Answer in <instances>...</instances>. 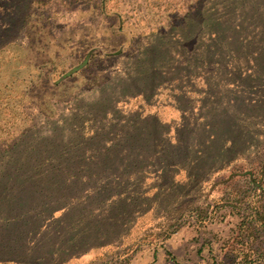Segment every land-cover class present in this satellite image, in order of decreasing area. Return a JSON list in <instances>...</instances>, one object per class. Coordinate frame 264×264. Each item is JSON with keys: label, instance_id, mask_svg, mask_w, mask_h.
Masks as SVG:
<instances>
[{"label": "trees", "instance_id": "1", "mask_svg": "<svg viewBox=\"0 0 264 264\" xmlns=\"http://www.w3.org/2000/svg\"><path fill=\"white\" fill-rule=\"evenodd\" d=\"M44 1L0 0V53L17 45L14 38L23 33L33 4ZM224 11L226 18L212 11L198 22L199 12L186 11L182 21L165 26L170 34L159 29L149 45L126 54L119 71L97 79L90 88L94 97L74 98L66 114L41 127L0 130V264H63L110 252L118 240L124 250L131 239L124 240L139 234L137 223L152 217L151 208L137 207L138 200L150 202L140 192L150 189L146 180L158 181V191H172L181 171L195 184L229 162L233 136L250 133L241 107L253 103L264 114V98L251 102L233 89L218 98L214 90L223 79L216 77L231 70L232 81L246 83L244 92L259 82L264 0H231ZM250 25L259 30L256 35L248 33ZM252 46L257 49L251 55ZM250 58L259 67L256 76L244 73ZM198 81L205 84L201 92L194 87ZM166 90L179 112L174 126L158 110L142 115L118 107L139 96L153 103ZM192 92L199 98L190 100ZM3 93L0 85V114L14 119L6 113ZM238 107L240 112L233 110ZM219 109L222 118H216ZM0 121L9 124L1 116ZM260 170L258 185L250 181L257 189L264 184V163ZM253 216L247 224L255 235L249 250L262 254L264 207Z\"/></svg>", "mask_w": 264, "mask_h": 264}, {"label": "rangeland", "instance_id": "2", "mask_svg": "<svg viewBox=\"0 0 264 264\" xmlns=\"http://www.w3.org/2000/svg\"><path fill=\"white\" fill-rule=\"evenodd\" d=\"M227 6H231V0L34 3L23 33L14 38L18 46L0 53V85L4 91L1 97L6 103V113L14 114V119H10L1 112L0 116L9 124L4 126L0 121V130L16 132L20 126L41 127L46 119L66 114L74 98L94 97L91 89L95 81L104 73L119 71L126 54L149 45L159 29L170 34L171 28L165 29V26L180 22L186 11L199 12L197 22L200 15L212 11L226 18ZM258 31L254 25L248 29L250 35ZM255 47L250 48L251 55ZM116 51L120 53L106 57ZM259 56L262 58L264 53ZM246 65L244 73L256 76L259 67L255 60L250 58ZM230 73L228 70V76L216 77L223 79L217 80L214 90L218 98L229 95L226 89L235 90L237 97L244 94L251 102L264 98V69L258 71L259 82H251L246 92L243 91L246 83H235ZM194 87L201 92L205 84L198 81ZM199 92L188 94L190 100L198 99ZM157 98L153 103H146L140 96L131 97L118 107L124 113L142 115L158 110L164 118L172 120L173 126L177 124L179 112L169 91H163ZM248 104L241 107L244 112L239 107L233 109L242 113L244 129L250 133L233 136L229 162L195 184L187 182L181 171L175 177L178 185L172 191H158V181L146 180L150 189L140 192L151 199L144 205L138 200L137 207L151 208L152 217L143 226L137 223L139 229H134L140 230L137 238L131 235L124 240L131 239L129 247L122 250L118 240L110 252H90L88 256L63 264H264V252L252 254L249 250L255 235L247 229L254 212L264 207V184L262 189H257L250 183L253 180L258 185L261 179L264 114L259 115L255 105ZM198 105L194 104V108ZM220 109L215 112L216 118H222ZM235 132L236 128L231 127V139ZM173 134L174 127H171L170 136Z\"/></svg>", "mask_w": 264, "mask_h": 264}]
</instances>
